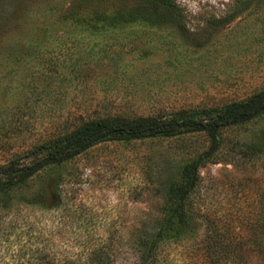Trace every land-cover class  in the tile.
<instances>
[{"label":"rangeland","instance_id":"obj_1","mask_svg":"<svg viewBox=\"0 0 264 264\" xmlns=\"http://www.w3.org/2000/svg\"><path fill=\"white\" fill-rule=\"evenodd\" d=\"M170 1L0 0V165L85 121L199 114L264 91V0ZM209 146L204 133L111 141L44 173L12 212L19 231L0 219V264H139L170 184ZM216 159L161 264L231 251L242 264V219L264 218V114L225 129Z\"/></svg>","mask_w":264,"mask_h":264},{"label":"trees","instance_id":"obj_2","mask_svg":"<svg viewBox=\"0 0 264 264\" xmlns=\"http://www.w3.org/2000/svg\"><path fill=\"white\" fill-rule=\"evenodd\" d=\"M153 1L172 4L170 0ZM263 114L264 91H259L244 100L204 109L199 114L182 111L168 117L116 116L82 122L74 130L39 144L25 155L0 165V219L3 229L9 235L19 231L21 226L17 218L11 220L12 212L18 211V204L31 197L34 181L97 144L204 133L210 140L208 150L186 163L179 179L170 184L161 223L146 243L139 261V264H161L162 244L177 240L181 236V229L193 220L190 199L201 182V168L217 160L221 133L230 127L252 122ZM242 221L249 230L246 235H242V264H264V218L254 216ZM229 252L226 251V255ZM234 256L231 251L227 262L220 261L218 264H235L230 260ZM21 264L32 263L25 261Z\"/></svg>","mask_w":264,"mask_h":264}]
</instances>
